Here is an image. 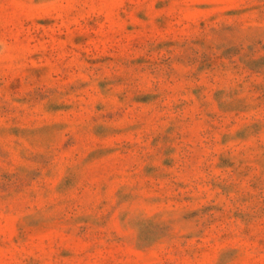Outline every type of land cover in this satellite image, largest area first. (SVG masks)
<instances>
[{
  "label": "rangeland",
  "instance_id": "obj_1",
  "mask_svg": "<svg viewBox=\"0 0 264 264\" xmlns=\"http://www.w3.org/2000/svg\"><path fill=\"white\" fill-rule=\"evenodd\" d=\"M0 264H264V0H0Z\"/></svg>",
  "mask_w": 264,
  "mask_h": 264
}]
</instances>
